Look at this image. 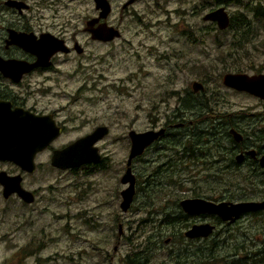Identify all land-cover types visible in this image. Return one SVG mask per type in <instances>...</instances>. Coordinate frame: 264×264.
I'll return each instance as SVG.
<instances>
[{
    "label": "rangeland",
    "instance_id": "374dc122",
    "mask_svg": "<svg viewBox=\"0 0 264 264\" xmlns=\"http://www.w3.org/2000/svg\"><path fill=\"white\" fill-rule=\"evenodd\" d=\"M109 1L113 7L111 20L119 25L121 33L118 39L98 44L86 42L82 34V55L61 57L56 69L34 75L14 90L28 98V107L55 112L57 120L65 125L64 133L50 145L51 149L68 145L97 125L108 126L109 135L99 142L98 148L110 158V164L92 172H61L50 166V149L37 155L32 174L0 162V171L20 174L24 188L36 192L35 203L28 205L15 196L4 200L0 189V264H121V259L135 246L143 245L158 226V220L150 221L144 209L149 197L141 190L143 176L137 161L133 163V173L139 182V193L128 213L119 209V193L124 189L120 178L129 152L127 133L147 129L151 116H157L159 126L164 125L180 107L179 99L186 92L197 102L202 94L207 98L214 96L210 103H218L212 108L215 114L264 111V102L221 83L228 72L264 73V22L257 25L253 44L233 50L232 30L220 32L215 25L202 21V15L214 6L212 2L210 8L200 11L202 0H155L159 8L153 5L154 0H141L128 14H122L121 7L127 0ZM67 5L68 9L61 13L62 20L70 21L75 14V18H82L83 28L84 19L94 12L92 1H67ZM223 6L229 15L242 13L252 17L246 7L264 8V0L231 1ZM133 14H139L142 22ZM193 82L204 86L197 96L191 89ZM191 113L189 121L197 115L194 110ZM184 118L188 120L187 115ZM197 125L200 130L208 128ZM185 167L186 164L182 168ZM204 167L201 161L194 163L189 159L188 169H178L172 180L181 182L185 192L189 190V198L194 193L203 194L208 176L214 174L205 172ZM162 204L164 201L157 205ZM208 221L195 217L189 227ZM119 226L122 235L117 244ZM221 230L228 233H220ZM216 233L208 242H189V248L196 250L202 244L209 248L208 244L215 240L213 252L224 258L243 245L239 257L233 258L242 260L264 247L261 217H242L229 227L218 226ZM225 237L228 249L224 250L218 239ZM153 256L148 264H158L166 257L160 251ZM226 261L235 264L230 256Z\"/></svg>",
    "mask_w": 264,
    "mask_h": 264
},
{
    "label": "flooded vegetation",
    "instance_id": "af4514ba",
    "mask_svg": "<svg viewBox=\"0 0 264 264\" xmlns=\"http://www.w3.org/2000/svg\"><path fill=\"white\" fill-rule=\"evenodd\" d=\"M67 1L74 2L76 0H67ZM67 1L66 0H0V61L21 62L27 65L34 64L38 61L37 55L29 51L30 47L26 46L25 49L24 47L18 46L14 42H34V43L47 42L48 45L45 47L44 52L45 54L47 52H50L49 54H46L47 58L43 59L44 63H42L39 66H36L28 73L21 75L19 81L17 82L14 81L16 74L15 71L12 70V67L10 68V66H6L0 62V102L9 103L10 109L12 110L16 108H21L35 115L50 116L51 119L55 122V125L61 129L60 135L55 140H57L65 131V125L57 120L58 117L57 113L37 111L34 108L28 107L26 104L28 98H26L25 96H20V94H18L14 90V88L20 87L23 83L28 82L27 79L34 75L53 71L58 66V62L61 60L60 59L61 57H72L74 55H82L84 53V48L80 44V38L82 34L86 36L85 37L86 42L107 44L113 42L116 39H113L112 41H108V42L93 39L92 31L96 30L99 26L102 25H106V27L115 28L116 30L119 31V25L113 24L111 20L113 7H112V3L109 0L107 1L110 5V12L105 19L102 18L99 19L100 10L96 9L94 1L91 0L93 3L94 12L92 15H89L84 19L83 28L80 27L82 25V21H81L82 18L80 16L78 17V19L75 18V14L72 15L70 21L62 20L63 17L61 16V13H63L64 10L68 9ZM137 1H141V0H134L132 4L123 8V5L126 3L125 2L121 7V13L128 14L130 12V8ZM231 1L238 3L240 0H214L213 1L214 6L211 7L210 10L206 11L202 15V17L206 13L214 9H217L219 7H223L225 9L223 5L225 4L227 5ZM156 3L157 2L154 0L153 5H156V7L159 8ZM203 3L205 2L202 1L200 5ZM248 6L250 5L248 4ZM252 8L260 9L261 11H263L262 9H264L263 7L260 6H255ZM247 9H251V8L246 7V10ZM72 10L75 9L72 8ZM226 13L229 17V26H230L232 19L236 18L239 13L234 16L229 15L227 11ZM133 15L134 18L138 19V22H142L143 18H141L139 14H133ZM73 22L75 24H72ZM207 23H211L215 25L217 28L215 22H207ZM229 26L224 30H219L218 28L217 29L220 32H223V31H227ZM187 30L189 37V24ZM20 36H23L25 38L19 40L18 37ZM216 43L222 46L221 42H216ZM248 44H253V42H232L230 47L231 49L236 50L243 48L245 45ZM65 49H67L66 52L64 51ZM231 49L228 52L229 57L233 55L230 52ZM226 74H245L248 76L264 75V73L247 74L243 72H239V73L228 72L225 73L224 75ZM222 78H221V83H222ZM28 84L29 83H27V86ZM230 90L235 91L233 89ZM202 92L203 90L198 92H193V94L202 93ZM238 93H243V92H238ZM195 96H197V94ZM203 97L204 96L200 95V98ZM254 98L261 101L262 103L264 102V100L262 99H259L257 97ZM189 100L192 101L193 98L189 96V92L188 93L186 92V96L179 99L180 107L177 106L175 108L176 110L172 114V117L164 125L159 126L158 125L159 120L157 119V116H151L149 120V127L144 131L140 132V133H144L147 131H155V132L163 131L162 134L158 136L157 140H155L148 147H146L143 153L139 157L133 160L134 162L137 161L139 163L140 168L142 170L141 173L143 178L141 183L143 185V188L141 190L147 192V195L149 197L144 202V209H147L148 211L147 216L149 217L150 221L155 222V220H158V226L155 230H153V233L146 238L143 245L135 246V248H133L134 250L132 249L121 259V264H148L149 262L152 261L155 251L156 252L160 251L162 252V254L166 255V257L158 264H189L190 252L198 251L199 249H201L204 252H209L208 251L209 248L207 247L197 248L196 250L189 248V238L185 236V233L193 225L191 224L189 227V221H191L195 217L202 218L205 221H208L206 220V218H208L209 219L208 222H202V223H209L213 225L215 227L213 234L216 233V228L218 226L223 225L224 227L226 226L229 227L235 222H237L240 218L245 216H253L256 218L261 217V220L264 221V208L255 212L244 214L240 216L237 220L228 221V222H223L219 218L209 215L189 216V214L185 213L180 207L181 201L185 199H190L189 190L185 192L186 189L182 187V183L181 184H177L174 182L168 183V182H161L159 180V176L162 174H172L177 172L178 169L180 170L188 169L189 152L193 150L194 148L193 145L195 144L194 136L191 135L193 126L195 124L207 125L209 122V117L217 118L219 123V129L221 128L220 135H218V168H219V174L221 176V181L219 183V191L221 192L223 200L214 201V202L238 203V202L264 201V168L261 166V159H264V124H263L264 111L262 112L256 111L251 113L239 112L237 114L224 113L215 116L206 112L207 110L204 108V111L198 112V114L193 118V120L189 121V114L192 115L191 113L192 109L189 108ZM184 115H187L188 117L187 121L185 120ZM97 127H106L108 129V134L104 136L99 142L103 141L109 135L110 132V128L105 125H97L92 131L85 134L84 136L79 137L78 139L91 134ZM232 131H234L237 135H239L240 138L235 139V137L231 133ZM126 138L128 139L129 149H130V141L128 138V133ZM204 141L206 142L205 139ZM73 142L69 143L68 145L72 144ZM99 142L95 144L97 148ZM50 145L42 152L50 149L51 152L53 153L54 151L61 150L66 146H68L66 145L59 149H51ZM197 146L198 149H202V150L204 149L206 150L207 148V144L204 142L202 143L198 142ZM98 151L102 157L99 163L88 164L81 166L77 169H71L61 172H77L80 170H84L86 172H92L103 168L105 169L106 167H108V164H110L109 163L110 158L108 156H104L100 152L99 148ZM37 155L35 156V158L37 157ZM133 161L131 164L132 173L134 168V166H132L134 163ZM190 161L194 162L192 160ZM185 164L186 167L182 168L183 165ZM125 170H126V163L124 167V172ZM231 176H233V182H230ZM138 183L139 182L137 181L136 178L135 195L132 203L135 200L136 194L139 193ZM21 186L23 187V189L27 190L23 186V181L21 183ZM125 188L126 186H124V189ZM0 189L2 195L1 186ZM27 191L31 192L34 197V201L31 204H28V205H32L36 201V192L30 190ZM157 195L158 198H156ZM12 196L17 197L16 195H12ZM161 201H164V204L157 205L158 202ZM120 203H119V209H120ZM131 205L126 212H122V211L121 212L123 214L128 213V211L131 209ZM116 220L120 222L117 216H116ZM118 228H119V232L117 237V244L121 240L120 236L122 235L121 226H119ZM225 230H221L220 233H228L227 231L225 232ZM215 235H216L215 237H217V235H219V232H217ZM211 236L207 238L194 239V240H201L204 242H208V240L211 239ZM218 243L222 245V248H224V250L228 249L226 248V245L228 243L226 237L223 239H218ZM242 248L244 249L243 245L239 246V249L243 250ZM257 251L259 253H264V247H261ZM231 253L232 254H225V255H228L230 257H236V256L239 257L238 251L233 250ZM256 253L257 252H255V254ZM255 254L254 255L252 254L250 258L246 257L244 261L242 258V263L235 262V264H261L257 260H254ZM109 259L113 261V256L110 255ZM224 264H228L227 261H225Z\"/></svg>",
    "mask_w": 264,
    "mask_h": 264
},
{
    "label": "water",
    "instance_id": "95a60500",
    "mask_svg": "<svg viewBox=\"0 0 264 264\" xmlns=\"http://www.w3.org/2000/svg\"><path fill=\"white\" fill-rule=\"evenodd\" d=\"M97 10H100L99 19H105L110 12V5L107 0H93ZM134 0L127 1L123 8L132 4ZM202 20L205 22H215L219 30H224L229 26V17L223 7L214 9L206 13ZM120 33L112 27L106 25L99 26L92 31V38L104 42L118 39ZM25 38L18 37L19 40ZM20 47H30L29 51L38 57L34 64L27 65L21 62H1L12 67L15 71L14 81H19L21 75L28 73L36 66L41 65L43 59L47 58L44 50L47 42H14ZM50 45V44H49ZM26 49V48H25ZM65 52L67 49L64 50ZM54 52V51H53ZM80 53V51H79ZM225 87L238 92H243L251 96L264 100V75L248 76L245 74H226L222 78ZM193 92L203 90V85L199 82L192 83ZM163 131H147L144 133L130 130L128 138L130 149L126 160V170L120 178V184L126 186L120 192V209L126 212L135 195L136 178L132 173L131 164L139 157L144 149L157 140ZM61 133V129L55 125L50 116H39L21 108L10 109L9 103L0 102V162L10 163L18 167L21 172L32 174L35 172V156L46 149ZM235 139L240 136L234 131L231 132ZM108 134L106 127H97L91 134L80 138L61 150L54 151L50 158V166L60 171L77 169L88 164H97L101 161V155L95 146L104 136ZM261 166L264 168V159H261ZM22 177L18 175H8L0 172V186L2 188V198L7 200L12 195H16L25 204H31L34 197L31 192L21 186ZM182 210L189 216L209 215L219 218L223 222L237 220L240 216L258 211L264 208L262 202H214L203 198H190L180 202ZM215 227L209 223L193 224L185 233L189 240L202 239L211 236Z\"/></svg>",
    "mask_w": 264,
    "mask_h": 264
},
{
    "label": "trees",
    "instance_id": "16d2710c",
    "mask_svg": "<svg viewBox=\"0 0 264 264\" xmlns=\"http://www.w3.org/2000/svg\"><path fill=\"white\" fill-rule=\"evenodd\" d=\"M202 1H204L205 3L200 5L199 7L200 11H204L210 8L212 6L210 2H212L213 4L214 0H202ZM249 13H253L252 17H250L251 15L246 16V14L239 13L236 18L232 19L231 24L227 30V31L232 30L234 32L233 33L234 36L231 42H252L254 39H256L255 36H257L256 33L257 25L262 24L264 22V11L253 8L252 10L251 9L249 10ZM202 96L204 95L202 94ZM211 98L214 99V96L208 98L204 96L203 98H201V101L198 102L195 100L192 101L189 100V108H191L192 111L193 110L196 111V114H198V112L204 111L205 108L207 110L206 112L213 115V113L216 112V110H213L212 108L218 107V103H216V100H213V102L210 103ZM215 115L218 116L219 114H215ZM206 126L208 128L202 130L198 129L197 124L193 126L194 128L191 131V135L194 136L195 144L193 145L194 146L193 150L189 152V159L194 162L201 161L202 165H205L204 167L205 172L207 173L213 172L214 174L208 176L210 180L206 185L207 189L205 190V193L203 194L194 193L193 197L204 198L210 201H219V200H223L221 192L219 191V183L221 181V176L219 174V168H218V135H220L221 128L219 129L218 119L211 117H209V122ZM202 137L203 140H201ZM204 139L206 140V142L204 141ZM198 142L206 143L207 144L206 150L198 149L197 146ZM177 173L178 171L172 174H162L159 176V180L161 182H168V183L174 182L177 184H181V182L178 183L172 180V176H174ZM189 242L192 241L189 240ZM208 245H209V249H208L209 252H204L201 249H199L198 251L190 252L189 264H209L212 263L213 261H219L224 263L227 260L228 257L219 258V256H217L213 252L217 246L214 240L211 241L210 244ZM204 247H207L206 244H202L198 248H204ZM239 250H240L239 247H235V251H239ZM256 252L257 253L255 254V258H258V262L264 263V253H259L258 251ZM239 253H241V251ZM246 253L247 252H245L244 255H246ZM246 257L247 256L242 258L246 259ZM233 258L234 257H232L233 262L241 263L242 261L240 259L235 258L237 259L235 260Z\"/></svg>",
    "mask_w": 264,
    "mask_h": 264
},
{
    "label": "bare ground",
    "instance_id": "6f19581e",
    "mask_svg": "<svg viewBox=\"0 0 264 264\" xmlns=\"http://www.w3.org/2000/svg\"><path fill=\"white\" fill-rule=\"evenodd\" d=\"M134 162V161H133ZM133 166V165H132Z\"/></svg>",
    "mask_w": 264,
    "mask_h": 264
}]
</instances>
